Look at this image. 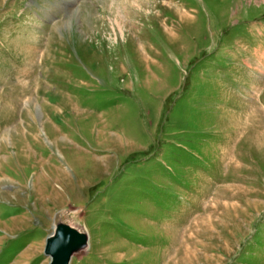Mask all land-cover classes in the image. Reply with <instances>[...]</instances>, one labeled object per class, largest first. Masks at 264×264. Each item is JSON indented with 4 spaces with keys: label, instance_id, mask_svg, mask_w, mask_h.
Returning <instances> with one entry per match:
<instances>
[{
    "label": "rangeland",
    "instance_id": "374dc122",
    "mask_svg": "<svg viewBox=\"0 0 264 264\" xmlns=\"http://www.w3.org/2000/svg\"><path fill=\"white\" fill-rule=\"evenodd\" d=\"M59 222L70 264H264V0H0V264Z\"/></svg>",
    "mask_w": 264,
    "mask_h": 264
},
{
    "label": "water",
    "instance_id": "95a60500",
    "mask_svg": "<svg viewBox=\"0 0 264 264\" xmlns=\"http://www.w3.org/2000/svg\"><path fill=\"white\" fill-rule=\"evenodd\" d=\"M86 241V233L59 222L45 240L44 254L50 257L49 264H70L72 253Z\"/></svg>",
    "mask_w": 264,
    "mask_h": 264
},
{
    "label": "bare ground",
    "instance_id": "6f19581e",
    "mask_svg": "<svg viewBox=\"0 0 264 264\" xmlns=\"http://www.w3.org/2000/svg\"><path fill=\"white\" fill-rule=\"evenodd\" d=\"M55 9H56V8H55ZM46 10H47V9H46ZM55 11H56V13H57L59 10H58V9H56ZM55 11H54V12H55ZM44 13H45V15L49 16V15H50V13H51V11H50V10H49L48 12H47V11H45ZM62 20H63V19H59V20H57V21H56V23H58V22H60V21H62ZM124 21H125V20H124ZM54 23H55V22H54ZM120 23H121V22H120ZM120 23H119V24H120ZM49 27H50V26H49ZM55 225H57V224H56V223H54V226H55Z\"/></svg>",
    "mask_w": 264,
    "mask_h": 264
}]
</instances>
